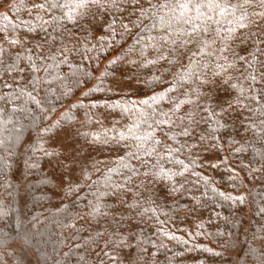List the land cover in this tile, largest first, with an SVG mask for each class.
Returning a JSON list of instances; mask_svg holds the SVG:
<instances>
[{"label":"trees","instance_id":"obj_1","mask_svg":"<svg viewBox=\"0 0 264 264\" xmlns=\"http://www.w3.org/2000/svg\"><path fill=\"white\" fill-rule=\"evenodd\" d=\"M34 2L0 0V27L6 23L4 17L17 25L21 21L35 23V13L29 14ZM111 11L119 18L117 10ZM243 11L264 27L258 15L264 13L262 0H246ZM165 12L161 9L157 18ZM97 20L102 22L103 18ZM145 22L152 23L147 19ZM231 27L234 25L224 22V29ZM68 28L74 35L49 28V35L41 32L24 47L3 45L6 54L0 56V110L11 123L0 118V141H7L0 144V264H264V140L259 136L264 113L255 105L251 111L244 109L243 116H236L235 107L231 109L224 117L228 127L216 133L220 137L219 149L214 146L216 141H200L201 132L208 134L203 123L187 140L178 137L176 148L184 143L198 146L176 153L189 165V171L184 177H176L178 191L171 192V184L153 174L160 166L172 171L179 170V166L166 159L157 164L159 158L145 156L137 150L135 141L117 145L111 139H119L121 133L128 135L127 127L140 122L139 112L150 109L138 106V111L121 114L109 107L117 100L139 98L113 90L114 80L128 82L125 72L135 74L132 87L142 89L148 96L168 86L170 73L161 77L165 83L145 87V81L161 76L170 67L167 62L149 68L130 63L141 60L142 47L155 43L150 37L159 40L163 33L159 28L146 29L139 36L101 32L99 28L95 32L72 25ZM18 31L27 40L22 28ZM259 31L256 23H250L238 32L227 53L229 57L235 53L245 55L241 38ZM254 38L248 40L249 49ZM37 40L43 52L33 47ZM220 46L217 40L213 48ZM194 50L195 45L187 51L180 50L185 65L189 52ZM18 54L22 58L17 61ZM148 54L149 58L157 55L151 48ZM28 55L34 60L37 55L41 59L54 56L45 61V66L67 57L77 76L73 77L64 64L59 69V74L66 77L62 81L56 79V72L35 74L48 81L40 83V91L33 93L41 99L44 111L29 103V111L13 113L12 109L21 108L27 99L16 98L20 90H32L28 81L34 74ZM14 64L18 65L15 69ZM172 70H180V66ZM85 72L91 75V82L78 84V80H84ZM92 88L96 90L89 92ZM215 111L220 108L215 107ZM65 116L69 119H63ZM57 122L60 127H55ZM69 130L75 134L71 142L77 149L71 157L62 147ZM96 136L100 137L98 143L93 142ZM106 138L108 143L103 142ZM133 152L142 159H132ZM130 168L137 171L133 173ZM69 176L73 179L71 187ZM217 192L241 196L244 202L222 200ZM96 206L101 214L93 218L88 214Z\"/></svg>","mask_w":264,"mask_h":264},{"label":"snow or ice","instance_id":"obj_2","mask_svg":"<svg viewBox=\"0 0 264 264\" xmlns=\"http://www.w3.org/2000/svg\"><path fill=\"white\" fill-rule=\"evenodd\" d=\"M245 7L246 0L244 2L237 0L235 3L232 0H157L155 4L152 0H35L29 13L30 15L35 13V23L21 21L20 25H17L4 17L6 23L0 27V56L6 54L4 44L9 47H24L29 40L35 39L41 32L45 33L46 36L49 35V28L53 32L62 30L63 33L74 35L68 28V25H72L73 28L79 27L82 31L90 29L95 32L99 28L101 32L109 30L115 34L116 31H120L121 35L127 34L129 36H139L146 29L151 31L159 28V31L163 33L159 40L156 37H150V41H155V43H149L142 47L140 51L141 60H134L130 63L138 64L142 68H149L165 61L170 66L161 72V76L154 77L151 81H145V87L165 83L161 77L168 73L172 75V80L167 81L168 86L163 92L156 93L153 91L150 96L142 89L132 87V77L135 74L129 75L127 72L123 74L128 78L127 83L123 80H114L113 90L117 94L125 92L126 95H135L139 98L117 100L109 107L118 109L121 114L138 111V106H147L150 111L147 113L139 112L140 122L134 121L127 127L128 135L121 133L119 139L116 137L111 139L117 145H120L122 141H135L137 150L142 151L145 156L159 158L157 164L160 160L166 159L168 163L179 166L177 171L165 170L163 166H160L158 171L153 174L158 179L169 182L171 184L170 191L176 192L178 191L176 177H184L189 171V165L178 158L176 153L185 148L191 151V148L198 146L184 143L176 148L174 145L180 143L178 137H184L187 140L192 136L194 129L203 123L207 125L206 132L208 134L201 132L200 141H216L214 146L219 149L220 137L216 133H220L228 127L224 117L230 113L231 109L235 107L236 116H243L244 109L251 111L252 105H255L264 113V59H261L264 57V27H261L259 22L250 20L249 13L243 11ZM113 9L119 12V18L112 14L111 10ZM161 9L166 10V12L157 18ZM109 15H112L111 19L107 18ZM258 15L264 20V13H258ZM97 17H102L103 21H98ZM146 19L151 20L152 23H146ZM224 22L234 25V27L224 29ZM250 23H256L260 31L251 34L249 37L241 38V44L245 45L241 51L246 53L245 55L235 53L230 58L227 53L231 43L237 39V33L247 29ZM105 24L107 29L104 28ZM21 28L27 40L21 38L18 31ZM134 29L138 31L134 32ZM209 35L212 36L211 40L208 39ZM252 36L255 37L252 39L253 47L249 49L248 40ZM173 37H178V39ZM217 40L221 41V46L213 48ZM137 43L140 41L137 40ZM190 45H195V50L189 52L188 64L185 65L180 50L187 51ZM33 47L39 48L43 52V45L39 40ZM149 48L157 54L155 57L149 58ZM209 48H213V51H208ZM30 51L31 49H29ZM63 54L64 49L62 48L61 55ZM169 54H172L171 58ZM21 58L19 54L15 57L17 61ZM27 59L30 61V68L34 74L28 81L32 85V90L27 92L24 89L20 90L16 98L26 96L27 99L21 108H13V113L29 111V103L44 111L41 107V99L33 93L40 91L38 86L40 83L48 81L35 74L43 71L51 75L52 72H56V79L62 81L66 77L59 74V69L60 65L64 64L71 70L73 77L77 76V70H73L72 63L68 61L67 57L58 60L54 65L48 64L47 66H45V61L55 59L54 56H44L41 59L37 55L34 60L32 55H28ZM175 65H179L180 70L173 71L172 67ZM12 67L15 69L18 65L14 64ZM83 75L84 80L82 82L78 80L77 83L84 85L90 83L91 75L87 72ZM136 78H139L138 75ZM5 86L11 87L10 85ZM95 90L92 88L89 89V92ZM233 92L235 95H232ZM68 94L65 93V95ZM144 96L147 98H143ZM201 100H205V103H200ZM208 100L212 102L209 103ZM92 106L96 107V105ZM165 106L168 107L165 108ZM80 107H84V105L81 104ZM215 107H219L220 111H215ZM0 118L11 123L10 117L5 116L3 110H0ZM63 119L69 118L65 116ZM145 125L146 127H144ZM55 127H60L59 122ZM247 127L250 128V125ZM3 128L5 131L8 130L6 123ZM74 135L69 130L62 143V147L69 157L77 151L71 142ZM80 135L87 136V133H80ZM259 136L264 140V121H261ZM168 141L172 143L169 144ZM6 142L5 139V141H0V144ZM93 142H100V137H94ZM103 142L108 143L109 141L106 138ZM46 155L51 154L46 153ZM261 155L264 157V153ZM131 158L142 159L136 152L132 153ZM29 167H35V165H29ZM124 167L129 166L124 164ZM129 170L133 173L137 171L131 168ZM72 182L73 179L69 176V187H71ZM63 183L64 180L61 177V187H63ZM204 183L208 184V181L204 180ZM216 194L225 201L239 202L240 204L244 202L241 196H232L224 192H217ZM98 214H101V209L96 206L94 212L88 215L95 218ZM202 226L198 225V227ZM97 234L103 235L99 231ZM217 235H223V233L218 232ZM212 255L218 256L220 253H212Z\"/></svg>","mask_w":264,"mask_h":264}]
</instances>
